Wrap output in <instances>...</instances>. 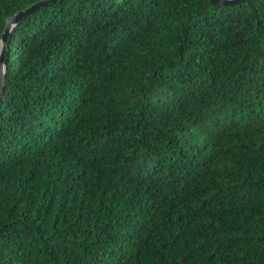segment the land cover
<instances>
[{
	"label": "trees",
	"instance_id": "obj_1",
	"mask_svg": "<svg viewBox=\"0 0 264 264\" xmlns=\"http://www.w3.org/2000/svg\"><path fill=\"white\" fill-rule=\"evenodd\" d=\"M5 66L0 264H264V0H55Z\"/></svg>",
	"mask_w": 264,
	"mask_h": 264
},
{
	"label": "water",
	"instance_id": "obj_2",
	"mask_svg": "<svg viewBox=\"0 0 264 264\" xmlns=\"http://www.w3.org/2000/svg\"><path fill=\"white\" fill-rule=\"evenodd\" d=\"M55 0H38L31 5L20 9L13 14L9 15L6 18V23L5 27L1 33L0 36V101H1V93H2V88H3V80L5 77V59H6V48H7V42L9 39L10 31L12 27L22 18L24 17L28 12L34 10L38 6L48 3V2H53ZM212 3L216 4H224V3H229V2H236L240 0H210Z\"/></svg>",
	"mask_w": 264,
	"mask_h": 264
}]
</instances>
